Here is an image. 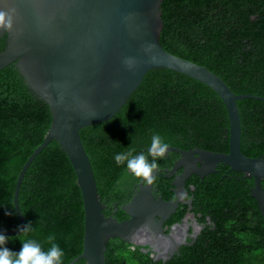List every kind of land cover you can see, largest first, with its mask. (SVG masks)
<instances>
[{
    "label": "trees",
    "instance_id": "16d2710c",
    "mask_svg": "<svg viewBox=\"0 0 264 264\" xmlns=\"http://www.w3.org/2000/svg\"><path fill=\"white\" fill-rule=\"evenodd\" d=\"M159 9L162 27L158 41L164 50L205 66L235 94L264 96V0H161ZM3 46L4 37H0V50ZM235 103L240 151L248 157L264 156V101L244 98ZM49 122L47 105L32 95L12 63L1 68L2 228L18 226L12 205L14 181ZM154 132L180 149L227 152V116L217 94L175 71L147 70L112 117L78 131L98 196L105 205L104 215L125 218L119 206L129 200L140 180L126 164L118 165L114 156L130 148L134 154L147 155ZM177 157L178 153L171 151L157 158L159 172L153 183L168 194L171 177L163 176L161 169L171 167ZM227 169L217 164L214 173L185 179L184 189L193 196L190 206L185 204L176 216L170 215L169 222H178L185 215L199 224L191 243L186 238L189 244L180 245L177 253L154 261L149 250L144 252L139 245L114 237L105 245V264H264V207L260 213L249 194L252 178ZM260 185L264 191V179ZM17 200L23 226L31 222L32 230L9 240L6 247L18 252L20 240L33 239L47 250V238L54 235L64 252L63 264L81 251V195L72 167L56 141H50L28 165ZM72 264L85 261L78 259Z\"/></svg>",
    "mask_w": 264,
    "mask_h": 264
},
{
    "label": "water",
    "instance_id": "95a60500",
    "mask_svg": "<svg viewBox=\"0 0 264 264\" xmlns=\"http://www.w3.org/2000/svg\"><path fill=\"white\" fill-rule=\"evenodd\" d=\"M160 1L0 0V11L15 10L12 28H0V37H4L0 69L12 63L28 90L47 105L50 113L41 142L26 157L14 181L12 205L18 226L0 227V233L20 232L24 223L17 200L21 179L30 162L50 141L58 143L72 167L83 209L81 251L65 264L78 259L85 264H105V245L114 237L139 245L144 252L149 250L154 261L170 258L180 245L189 244L186 236L194 238L201 226L193 221L196 230L187 235V222L173 225L170 233L163 232L162 223L178 202L190 203V199L181 201L178 197L184 192L185 179L192 174L202 178L214 173L217 164L252 178L249 194L263 213L260 180L264 179V156L248 157L240 151L235 102L244 98L264 101V96L235 94L205 66L164 50L158 41L162 27ZM153 68L183 74L217 94L227 116V152L169 145L164 156L174 151L178 157L162 172L171 177V191L176 198L155 197L151 184L140 178L129 200L119 206L126 217L117 220L102 212L105 205L98 196L78 131L112 117L143 74ZM156 174L157 170L153 176ZM174 227L183 232L178 238L173 235Z\"/></svg>",
    "mask_w": 264,
    "mask_h": 264
},
{
    "label": "clouds",
    "instance_id": "9594fccd",
    "mask_svg": "<svg viewBox=\"0 0 264 264\" xmlns=\"http://www.w3.org/2000/svg\"><path fill=\"white\" fill-rule=\"evenodd\" d=\"M14 9L9 11H0V28L11 29L13 25ZM169 144L159 133H153L147 155L143 152L134 154V149H129L123 153H117L114 156L115 162L126 164L130 172L141 178L145 183L152 184L155 177L153 173L158 169L157 158H161L167 152ZM149 156L152 157L149 160ZM11 215V213H6ZM32 230V224L20 227V234L17 237H8L0 233V264H63L64 252L60 246L55 243V236L49 235L47 242L50 247L45 250L42 245L33 239L20 240L22 248L20 251H12L6 247L9 240L18 239L22 235L26 236Z\"/></svg>",
    "mask_w": 264,
    "mask_h": 264
},
{
    "label": "flooded vegetation",
    "instance_id": "af4514ba",
    "mask_svg": "<svg viewBox=\"0 0 264 264\" xmlns=\"http://www.w3.org/2000/svg\"><path fill=\"white\" fill-rule=\"evenodd\" d=\"M164 168H166V167H162V169H161V171L164 169ZM170 168V167H169ZM169 168H167V169H169ZM157 170V173L159 172V170L158 169H156ZM178 172V171H177ZM157 175V174H156ZM163 175V174H162ZM155 176V175H154ZM187 179V178H186ZM137 184V183H136ZM190 186V185H189ZM190 188V187H189ZM169 191H170V194H168V193H165L162 189H160V188H157L156 187V184L155 183H152L151 184V192H152V194L155 196V197H157V196H160L162 199H164V200H168V199H174V198H176V195H175V193L174 192H172L171 191V186L169 187ZM178 197H179V199L181 200V201H185V200H187V199H190V202H191V200H192V197L193 196H191V195H188V192L184 189V192H180L179 194H178ZM179 205H181L179 208H178V206ZM184 203H182V202H178V204H177V206H176V208L174 209V211L170 214V215H173V216H171V218L172 217H174V216H176L177 215V210H181L182 208H184ZM187 206H190V203L189 204H186ZM175 213V214H174ZM170 215L163 221V223H162V227H163V232L164 233H170V232H172L171 230H172V227H173V225H177V226H182L183 225V223H185V222H187V224H188V228L186 229V231H185V233L187 234V235H189V234H191V232L192 231H195L196 229H195V226H194V222H193V220H187L186 219V216L184 215H181L180 217H179V220H178V222H174V221H171V222H169V220H170ZM190 228V229H189ZM199 231V230H198ZM198 233V232H197ZM197 233H196V235H197ZM183 234V232H182V230L181 229H177V228H175L174 227V232H173V235L176 237V238H178V237H180L181 235ZM186 238L188 239V240H190V241H188V242H192V239L189 237V236H186ZM190 238V239H189ZM152 241H153V239H152ZM179 248V247H178ZM178 250V249H177ZM175 253H177V251L175 252Z\"/></svg>",
    "mask_w": 264,
    "mask_h": 264
}]
</instances>
